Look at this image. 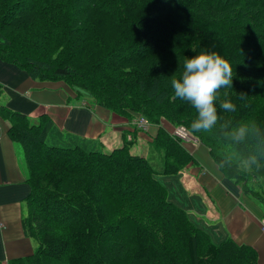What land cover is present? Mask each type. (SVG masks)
Masks as SVG:
<instances>
[{"label":"trees","instance_id":"1","mask_svg":"<svg viewBox=\"0 0 264 264\" xmlns=\"http://www.w3.org/2000/svg\"><path fill=\"white\" fill-rule=\"evenodd\" d=\"M191 47L218 52L233 69L207 133L191 130L196 110L171 85ZM0 60L158 127L146 157L128 143L104 153L46 116L32 122L0 107L22 151L29 190L21 226L36 244L8 264H258L250 246L214 243L157 178L194 162L167 121L210 149L264 209V0H0ZM225 93L235 112L220 108ZM242 124L249 130L235 141L230 133Z\"/></svg>","mask_w":264,"mask_h":264},{"label":"crops","instance_id":"2","mask_svg":"<svg viewBox=\"0 0 264 264\" xmlns=\"http://www.w3.org/2000/svg\"><path fill=\"white\" fill-rule=\"evenodd\" d=\"M0 107L26 115L36 122L48 117L65 134L100 143L110 153L128 143L132 155L146 157L158 127H141L137 116H122L97 105L88 95H78L63 81H39L16 65L0 60ZM164 121L162 126L166 128ZM9 122L0 114V262L32 255L35 243L21 226L27 196L26 169L22 151L7 134ZM167 129V128H166ZM169 130V129H167ZM194 138V137H193ZM196 139V138H195ZM192 154L190 163L177 176L157 178L169 191L176 181V204L188 213L199 229L214 243L228 238L252 247L257 263L264 264V209L239 184L227 178L216 165L206 146H185Z\"/></svg>","mask_w":264,"mask_h":264},{"label":"clouds","instance_id":"3","mask_svg":"<svg viewBox=\"0 0 264 264\" xmlns=\"http://www.w3.org/2000/svg\"><path fill=\"white\" fill-rule=\"evenodd\" d=\"M194 53L191 57H185L183 71L179 78L171 80L175 97L188 101L196 110V118L190 127L195 133L210 132L216 125L217 93L221 88H232L233 69L232 65L222 58L216 51H207L201 48L199 52L191 47ZM241 93V99L244 98ZM220 108L225 112H235L236 105L227 98L220 103ZM253 128L256 126L253 125ZM248 125L242 124L230 133L235 141H242L248 132Z\"/></svg>","mask_w":264,"mask_h":264},{"label":"built area","instance_id":"4","mask_svg":"<svg viewBox=\"0 0 264 264\" xmlns=\"http://www.w3.org/2000/svg\"><path fill=\"white\" fill-rule=\"evenodd\" d=\"M137 123L139 126L141 125V127H146L149 125V122L143 116L140 115L137 116ZM170 133L172 135L171 137L178 139L184 146L187 143L192 144L194 146L198 145L199 143L198 140L193 138L183 126L173 127V130L170 131ZM262 230L264 232V220L262 224Z\"/></svg>","mask_w":264,"mask_h":264},{"label":"rangeland","instance_id":"5","mask_svg":"<svg viewBox=\"0 0 264 264\" xmlns=\"http://www.w3.org/2000/svg\"><path fill=\"white\" fill-rule=\"evenodd\" d=\"M165 124H166V128L167 129H169L168 131L170 132V131H172L173 130V127L169 124V123H167V122H165ZM188 145H190V144H185V146H188ZM160 176H158V178H159ZM161 183V182H160ZM162 184V183H161ZM170 187H171V193H172V201L175 203L176 202V198H175V195H176V181L175 180H173L172 181V183L170 184H168ZM168 191V190H167ZM169 192V191H168ZM170 194V193H169ZM168 194V195H169ZM35 247H36V244H35Z\"/></svg>","mask_w":264,"mask_h":264}]
</instances>
